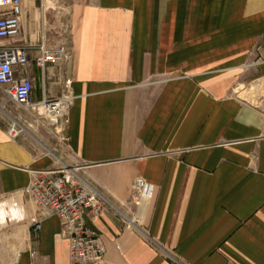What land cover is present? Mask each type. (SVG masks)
Instances as JSON below:
<instances>
[{
    "label": "crops",
    "instance_id": "1",
    "mask_svg": "<svg viewBox=\"0 0 264 264\" xmlns=\"http://www.w3.org/2000/svg\"><path fill=\"white\" fill-rule=\"evenodd\" d=\"M23 5L36 45L42 7ZM58 12L71 56L31 74L37 101L69 82L67 122L0 103V264H71L59 218L35 234L20 192L55 155L110 202L86 215L99 264H264V0H62Z\"/></svg>",
    "mask_w": 264,
    "mask_h": 264
},
{
    "label": "built area",
    "instance_id": "2",
    "mask_svg": "<svg viewBox=\"0 0 264 264\" xmlns=\"http://www.w3.org/2000/svg\"><path fill=\"white\" fill-rule=\"evenodd\" d=\"M42 7L41 41L37 45L25 43L23 0H0V96L5 102L14 101L26 110L43 108L58 122H67L71 94L68 84L61 97L37 101L34 98L35 83L31 68L36 65L43 71L48 64L62 65L72 53L71 26L56 14L60 27L52 37L47 29V15ZM60 17V18H59ZM32 49L36 55L32 58ZM46 94V93H45ZM0 101V103H3ZM41 118L42 113L39 112ZM66 116V117H65ZM23 126L12 123L11 137L18 136ZM53 153V152H50ZM146 182L135 180V203L139 204ZM20 192L27 196L36 208L30 218L33 232L37 234L42 221L57 216L61 223V235L69 242L71 264H99L105 257V246L97 230L86 223V215H100L110 202L100 190L83 176V166L69 164L55 155V162L44 168L30 169V178ZM35 255V251L31 252Z\"/></svg>",
    "mask_w": 264,
    "mask_h": 264
},
{
    "label": "rangeland",
    "instance_id": "3",
    "mask_svg": "<svg viewBox=\"0 0 264 264\" xmlns=\"http://www.w3.org/2000/svg\"><path fill=\"white\" fill-rule=\"evenodd\" d=\"M32 3H34V5L37 4V6L41 7L42 4L43 5V8L45 7L46 8V5H48L49 7L47 8V10H45L46 12V15H47V29L49 28L50 29V33L52 34V37L54 36V34L56 33V31L58 30V28L60 27V25H57L58 22H56V14L58 11H61V5H62V0H31ZM27 26V25H26ZM38 31H37V37H38V40L36 41V43H40L41 41V25L39 24V26L37 27ZM36 44V45H37ZM36 49H34L35 51ZM249 86L246 87L245 91L242 90L243 92H241V95L244 97L246 96L248 99L252 97L253 93L255 94L256 92H260V91H256V92H250L249 91ZM249 92V93H248ZM5 100V96L4 95H1L0 96V101H4ZM13 103H4L3 102V105L4 106H9V105H12ZM17 104V103H16ZM19 107H21L19 104H17ZM22 108V107H21ZM32 112H35V111H32ZM4 113L0 110V116H2ZM36 114V112L34 113ZM42 116V115H41ZM5 227H2V230H5L3 229ZM3 237L0 238V243L1 245H3Z\"/></svg>",
    "mask_w": 264,
    "mask_h": 264
}]
</instances>
